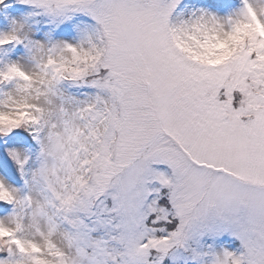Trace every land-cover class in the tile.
<instances>
[{
	"label": "snow or ice",
	"instance_id": "snow-or-ice-1",
	"mask_svg": "<svg viewBox=\"0 0 264 264\" xmlns=\"http://www.w3.org/2000/svg\"><path fill=\"white\" fill-rule=\"evenodd\" d=\"M0 264H264V0H0Z\"/></svg>",
	"mask_w": 264,
	"mask_h": 264
}]
</instances>
